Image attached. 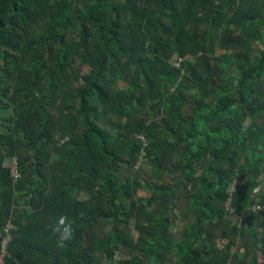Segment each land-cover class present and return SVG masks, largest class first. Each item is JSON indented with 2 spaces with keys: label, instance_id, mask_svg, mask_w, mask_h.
<instances>
[{
  "label": "trees",
  "instance_id": "16d2710c",
  "mask_svg": "<svg viewBox=\"0 0 264 264\" xmlns=\"http://www.w3.org/2000/svg\"><path fill=\"white\" fill-rule=\"evenodd\" d=\"M262 180L264 0H0L4 264H264Z\"/></svg>",
  "mask_w": 264,
  "mask_h": 264
},
{
  "label": "built area",
  "instance_id": "2783aa9c",
  "mask_svg": "<svg viewBox=\"0 0 264 264\" xmlns=\"http://www.w3.org/2000/svg\"><path fill=\"white\" fill-rule=\"evenodd\" d=\"M141 139L143 140L144 138L141 137ZM8 165L11 168V176H12L13 180L17 181L20 178V173H19V169L17 166V159L16 158L10 159ZM233 191H234L233 187H230L229 193L231 194ZM229 203H230V201L227 204V211H229ZM253 211L254 212H264V205H255L253 207ZM12 229H13V225L11 223H9L5 229V233L7 236L4 238L2 246H1L0 264H4V260L7 256L6 248H7L8 244L11 240L10 231Z\"/></svg>",
  "mask_w": 264,
  "mask_h": 264
},
{
  "label": "clouds",
  "instance_id": "9594fccd",
  "mask_svg": "<svg viewBox=\"0 0 264 264\" xmlns=\"http://www.w3.org/2000/svg\"><path fill=\"white\" fill-rule=\"evenodd\" d=\"M176 60L181 61V59L178 58ZM52 233L57 237L58 247H64L66 241H70L74 238V229L72 224L68 221V218L63 215L57 218V221L52 228Z\"/></svg>",
  "mask_w": 264,
  "mask_h": 264
},
{
  "label": "rangeland",
  "instance_id": "374dc122",
  "mask_svg": "<svg viewBox=\"0 0 264 264\" xmlns=\"http://www.w3.org/2000/svg\"><path fill=\"white\" fill-rule=\"evenodd\" d=\"M218 82H220V83H222L223 81H222V79H219V80H217ZM186 107H189V106H186ZM261 192H263L264 191V180H262L261 181V183H260V187L258 188ZM139 196L140 197H144V196H146V193L144 192V191H141L140 193H139ZM173 221H175L176 222V224H175V226L174 227H172V232H174V234H175V236H178L179 237V235L181 234V232H182V227H183V224L181 223V221L179 222L178 220H175V218H173ZM117 256L118 257H126V255L124 254V253H119V254H117ZM118 257H116L115 259H117Z\"/></svg>",
  "mask_w": 264,
  "mask_h": 264
}]
</instances>
